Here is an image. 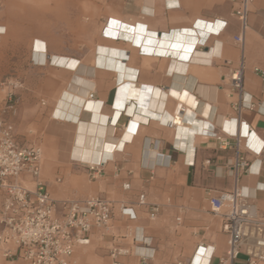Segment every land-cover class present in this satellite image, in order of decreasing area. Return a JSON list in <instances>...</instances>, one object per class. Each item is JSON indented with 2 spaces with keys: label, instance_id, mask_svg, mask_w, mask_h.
I'll return each mask as SVG.
<instances>
[{
  "label": "crops",
  "instance_id": "0c3cea01",
  "mask_svg": "<svg viewBox=\"0 0 264 264\" xmlns=\"http://www.w3.org/2000/svg\"><path fill=\"white\" fill-rule=\"evenodd\" d=\"M98 6L103 27L115 17L119 24L146 28L159 44L144 49L122 32L109 38L107 28L101 30L89 61L74 58L79 62L77 72L49 65L44 69L54 80L27 82L30 88L23 93L19 130L31 134L30 129L37 128L36 139L46 151L58 150L59 160L72 168L102 165L101 177L83 190L114 202L113 231H94L89 245L130 249L133 255L122 258L127 264H139L142 256L152 257L150 264H194L201 250L203 264H248L242 254L221 262L227 236L211 212L210 198L234 188L231 168L244 157L250 169L241 180L242 192L264 215V150L249 151L246 138L237 148L234 138L249 130L250 144L254 139L264 143V86L255 71L264 70V0L252 4L243 47L234 40L240 24L232 15L231 0H100ZM223 23L227 27L219 33ZM2 26L0 22V33ZM190 30L200 36H193L188 44L183 38ZM108 48L119 53L129 78L108 68H94L95 53ZM174 61L182 63L181 72L171 71ZM242 65L239 93L232 90L229 76ZM75 73L93 82H71ZM66 93L73 95L68 102L72 106H77V98H82V110L92 104L76 122L65 114L53 115ZM181 108L186 110L184 126L176 128L172 118ZM27 110L39 114L33 124L28 120L22 126ZM49 124L51 132L46 135ZM14 129L21 145H37H24ZM213 133L232 146H223ZM253 146L259 149L257 143ZM84 172L90 178L88 170ZM54 191L57 197L65 195L60 189ZM141 195L148 204L161 206L155 220L139 206ZM122 206L127 207L126 214ZM86 247L75 251L73 264L78 250ZM108 258L112 263L110 249Z\"/></svg>",
  "mask_w": 264,
  "mask_h": 264
},
{
  "label": "built area",
  "instance_id": "2783aa9c",
  "mask_svg": "<svg viewBox=\"0 0 264 264\" xmlns=\"http://www.w3.org/2000/svg\"><path fill=\"white\" fill-rule=\"evenodd\" d=\"M253 2L238 0L232 14L240 24V33L234 37L240 47L244 46ZM226 27L227 23H223L221 33ZM255 71L261 76L264 86V70L256 68ZM243 72L242 65L229 76L230 86L235 92H242ZM3 86L9 89L8 109L15 114L13 96L21 84L8 80ZM93 97L91 94L90 98ZM185 112V108H181L173 116L174 127L179 128ZM249 135V130L246 133L244 130L239 138L234 137L237 148L241 138H246L249 151L262 153L264 143L254 139L250 144ZM212 137L226 148L232 146L218 134L213 133ZM254 143L259 149L254 148ZM86 168L91 180L99 179L103 173L102 165L89 164ZM231 169L235 177L234 188L210 198L211 212L220 220L221 230L227 236V251L221 262L233 261L242 254L247 257L248 264L264 263V215L241 188V180L250 169L249 161L239 157ZM42 171V148L21 145L14 125L0 118V264H73L75 251L90 244L94 231L107 233L111 230L116 209L114 202L100 196L58 202L42 180ZM129 187V184L124 185L125 189ZM138 204L148 210L150 219L155 220L159 216L161 206L148 204L145 195L139 197ZM122 209L126 214L127 207L122 206ZM142 243L149 247L146 239H142ZM132 255L130 249L120 246L110 249L112 264H127L122 258ZM151 259L142 256L139 264H150Z\"/></svg>",
  "mask_w": 264,
  "mask_h": 264
},
{
  "label": "rangeland",
  "instance_id": "374dc122",
  "mask_svg": "<svg viewBox=\"0 0 264 264\" xmlns=\"http://www.w3.org/2000/svg\"><path fill=\"white\" fill-rule=\"evenodd\" d=\"M77 1V0H76ZM100 0H78L74 5L68 6L63 0H1L0 22L3 31L0 33V118L10 119L15 128L19 130L20 108L23 104V93L28 91L27 82H49L54 80L44 66H54L50 57L52 55H64L89 61L93 56L95 43L104 31L105 26L98 21ZM238 0H231L233 11L237 7ZM22 5L29 10H37L39 15L28 17L21 13ZM252 8V6H251ZM15 12L12 15V12ZM107 23V22H106ZM106 25V24H105ZM103 27V29H102ZM7 29V30H6ZM46 44V56L36 57V41ZM8 80L19 82L21 87L14 92L13 101L16 103L15 114L8 109L9 89L3 84ZM7 107V108H5ZM36 110H27L21 119L22 126L29 120L33 124V118L38 115ZM21 126V127H22ZM31 134L24 129L17 132L18 138L24 145L35 143L43 151L42 180L46 183L52 197L60 202L73 199H84L90 196H98L97 193H85L83 187L95 180L84 175L87 168H72L62 163L58 157V150L49 153L36 139L38 129L32 127ZM50 124L44 133L50 134ZM64 192V196H55L57 190ZM114 223V220H113ZM113 223L111 230L113 231ZM103 233V231H98ZM105 233V232H104ZM105 233V234H107ZM112 247H109L111 249ZM109 249L100 245H89L78 250L75 256L76 264H112L109 257Z\"/></svg>",
  "mask_w": 264,
  "mask_h": 264
},
{
  "label": "bare ground",
  "instance_id": "6f19581e",
  "mask_svg": "<svg viewBox=\"0 0 264 264\" xmlns=\"http://www.w3.org/2000/svg\"><path fill=\"white\" fill-rule=\"evenodd\" d=\"M57 1H60V0H57ZM63 1L65 3H67L68 6H71L72 4L74 5L75 2H77L78 0L77 1L76 0H63ZM18 6H20L21 13H25L28 17L30 16L32 18V17H35V16L39 15L37 10H29V9H26L25 7H23L22 5H18ZM12 13H13L12 15L15 14L14 11ZM111 19H112V22L109 24L108 21H107V23L105 25V28H107V34L109 35L107 37H109V38L113 37L114 38V37L117 36V34H121V32H122L123 37L133 38L135 40H138V43L140 45L144 46V49H148L150 47L152 49L153 45L159 44V43H156L157 41L154 38L155 36L153 37V36L148 34V32L145 30L146 28L145 29L144 28H138L137 26H134V27L131 28L129 26V24H121V23L119 24V19L118 18L112 17ZM202 25H201V27H202ZM105 28H104V30H105ZM207 29L208 28H206V27L203 29V31H202L203 35L206 34ZM219 29H220V27H219ZM221 30L219 31V33H221ZM186 34H188V36L187 35L184 36L183 40L186 43H188V44L189 43L191 44V39H194L193 36H195V35L200 36L199 32H197V31L194 32V31H191V30L188 31ZM179 39H181V38H179ZM167 40H168V38H167ZM35 47L38 50V51L35 52L36 57L37 58L38 57H42V60H43L44 57L46 56V44L44 42L40 41V40H37ZM99 50H102V48L100 49V47H99ZM159 51L162 53L164 50L160 49ZM166 52H168V51H166ZM119 57H120L119 53L116 52L115 50H110V48H108L105 52L98 51V52L95 53L93 66L96 69H105L106 68V70H107V68H108L110 71H112L114 73L119 72V74H120V76H122V78H124V77H128L129 78L130 76L126 75V70L127 69H126V67H124L123 62L120 60ZM50 60H51V62H53V65L58 66L60 68H63V69L68 68V69H71V70H73L75 72H77L79 70V62L76 59H74V58L61 56V55H52L50 57ZM181 64H182L181 62L174 61L173 65L171 67V71H173V70H179L180 71V69L182 68ZM181 71H182V69H181ZM86 78H84V77L78 75L77 73H75L74 78L72 79L71 82H93V81H90L89 79H86ZM72 96L73 95H71L70 93H66L64 95V99L63 100L61 99L62 101L60 102L59 109L57 110L56 114L54 113L53 115L58 117L60 115L62 116L63 114H65V116L67 118H72L75 122L79 118L82 117L83 112L85 113L84 116H86V114L89 113V108H91L92 104H89L87 109L82 110V109H80V105L82 103V98H77L78 100L76 99L77 100L76 101L77 106H74V105L72 106V105H70L68 103L70 100L73 99ZM67 108H69V109L67 110ZM77 115H79V117H77ZM53 118H54V116H53ZM136 119L137 120H143L140 117H136ZM182 126H184V123H183V120L181 118L179 127H182ZM133 127H134V124L131 126V128H133ZM127 139H128V137H127ZM203 253H204L203 250H201L198 253V255L195 257L194 264H203V261L205 260V256H203Z\"/></svg>",
  "mask_w": 264,
  "mask_h": 264
}]
</instances>
